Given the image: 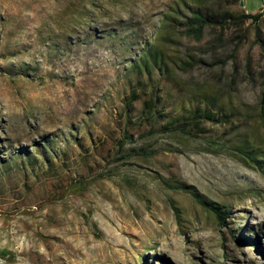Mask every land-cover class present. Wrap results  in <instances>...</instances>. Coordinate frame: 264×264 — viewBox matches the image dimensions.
<instances>
[{
	"label": "rangeland",
	"instance_id": "374dc122",
	"mask_svg": "<svg viewBox=\"0 0 264 264\" xmlns=\"http://www.w3.org/2000/svg\"><path fill=\"white\" fill-rule=\"evenodd\" d=\"M177 4L184 8L182 0H0V264H264V176L218 144L230 145L235 126L254 145L264 142V59L248 25L228 29L224 46L212 45L213 33L163 46L177 61L189 52L210 63L228 57L234 39L246 35L235 63L177 74L167 105L177 113L207 92L228 112L239 110L234 126L208 124L206 138L188 140L135 131L127 148L151 145L154 156L119 160L127 148L117 153L106 145L94 155L103 141L121 149L122 110L139 80L132 63ZM263 9L264 0L230 7ZM223 133L229 135L221 140ZM36 143L49 163L34 153ZM20 148L30 154L13 156ZM59 159L67 168L59 175L87 185L49 202L44 174ZM182 183L228 207L226 222L175 188Z\"/></svg>",
	"mask_w": 264,
	"mask_h": 264
},
{
	"label": "trees",
	"instance_id": "16d2710c",
	"mask_svg": "<svg viewBox=\"0 0 264 264\" xmlns=\"http://www.w3.org/2000/svg\"><path fill=\"white\" fill-rule=\"evenodd\" d=\"M182 2L184 8L177 4V7L173 8L174 10L172 9L174 15L168 14L166 16L163 28L157 31V38L153 40V44L143 50L139 59L132 63L130 71L136 74L139 80L126 98L122 110V117L127 118L125 126L127 136L125 139L120 140L119 146L121 149H118L117 144L103 141L99 144V147L95 148L94 155H101L105 145L114 152H122L128 145L135 144L133 143L135 142V131L140 132L143 130L140 136L144 138L149 134L155 135L159 133L166 137L170 135L180 136L185 140L190 138L203 139L206 138L205 135L207 133L213 132L208 129V124L212 126L233 124L234 126L236 120L241 119L239 110L228 112L226 107L221 104L219 97L210 95L207 92L196 96L199 100L198 103H193L190 100L186 101V104L183 102L180 111L177 113L173 109L168 111L167 105L168 98L176 92V85L179 86L177 74H190L200 68L201 65L212 70L227 66L229 62L235 61L239 47L244 43L246 35L234 39V50L228 57L217 58L210 63L201 58L196 59L189 52L186 53L188 58L182 57L177 61L166 54L163 47L165 46L164 41H166V45H169L176 43L177 37H186L201 42L208 33H213L212 45L224 46L225 33L228 29L234 28L242 31L248 25L249 29H253L255 33L253 44L259 47L264 59V9L258 13L244 11L234 13L230 10V7L240 4V0H194L193 3L182 0ZM215 3L216 5H214ZM247 60L249 61L248 69H250L251 59L249 55ZM261 75V84L264 85V72ZM143 76L146 77V81ZM139 105L141 106L140 112L137 108ZM132 112L135 119L132 117ZM259 116L264 120V104ZM239 130H241L240 126L233 128L235 135L227 140L230 145L218 143L217 141L213 143H218L220 148L231 151L247 166L258 170L264 176V145H262L264 142L258 140L257 142L261 144L254 145V142L246 137L247 133ZM228 135L229 133H223L219 138L223 140ZM34 148L35 154L43 156L47 163L50 162L42 143H36ZM135 148L134 146L127 148L118 159L128 161L136 154L152 157L156 153L155 150L151 149V145L142 147L139 150ZM24 154H30L27 148L17 149L13 156L20 158ZM31 157L33 156L30 155ZM84 158L88 161L87 156H84ZM28 162L30 165H34L31 160ZM58 162L56 166L51 163V166L44 174L47 184L50 185V192L47 195L49 202L62 199L72 189L74 192H80L87 185L83 180L72 181L69 174L59 175V170H66L67 168L65 169L66 163L63 159H59ZM175 188L192 194L200 205L215 214L220 225L226 222V218L230 215L228 207H221L214 202L206 200L194 187L185 183L177 185ZM171 206L176 220L182 228L184 226L182 212L174 202L171 203ZM42 238L45 243L50 240L48 237L42 236ZM3 254L4 252L0 251V259L4 257ZM34 257H36V254L32 255V258ZM141 260H143V257H141Z\"/></svg>",
	"mask_w": 264,
	"mask_h": 264
},
{
	"label": "water",
	"instance_id": "95a60500",
	"mask_svg": "<svg viewBox=\"0 0 264 264\" xmlns=\"http://www.w3.org/2000/svg\"><path fill=\"white\" fill-rule=\"evenodd\" d=\"M241 5L243 6V1H241Z\"/></svg>",
	"mask_w": 264,
	"mask_h": 264
}]
</instances>
